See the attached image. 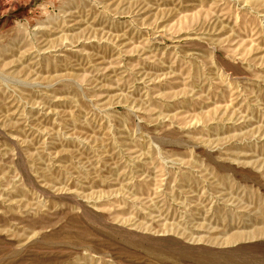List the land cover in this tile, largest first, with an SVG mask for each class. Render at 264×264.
<instances>
[{"label": "rangeland", "instance_id": "1", "mask_svg": "<svg viewBox=\"0 0 264 264\" xmlns=\"http://www.w3.org/2000/svg\"><path fill=\"white\" fill-rule=\"evenodd\" d=\"M0 264H264V0H0Z\"/></svg>", "mask_w": 264, "mask_h": 264}, {"label": "bare ground", "instance_id": "2", "mask_svg": "<svg viewBox=\"0 0 264 264\" xmlns=\"http://www.w3.org/2000/svg\"><path fill=\"white\" fill-rule=\"evenodd\" d=\"M14 6V5H13Z\"/></svg>", "mask_w": 264, "mask_h": 264}]
</instances>
